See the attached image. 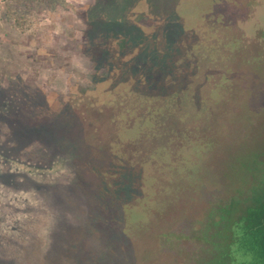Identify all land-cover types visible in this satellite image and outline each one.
Listing matches in <instances>:
<instances>
[{
  "label": "rangeland",
  "instance_id": "1",
  "mask_svg": "<svg viewBox=\"0 0 264 264\" xmlns=\"http://www.w3.org/2000/svg\"><path fill=\"white\" fill-rule=\"evenodd\" d=\"M33 18L38 24L22 31L0 0V264H132L133 237L160 205L186 207L180 195L196 194L200 216L193 190L203 179L210 216L197 230L187 223L177 229L190 235L184 244L191 264H264L251 238L242 241H250L242 254L227 240L220 245L236 236L239 208L264 194V0H66ZM208 20L240 33L227 34L235 39L228 40L229 69L215 71L230 77V87L225 77L216 94L227 84L232 98L216 97L214 125L241 121V136L232 133L240 142L231 152H220V144L214 155L204 153L209 166L196 160L187 186L188 170L163 166L174 153L156 151L140 123L157 95L178 93L174 80L185 74L172 66L173 54L189 47ZM129 91L151 101L135 106ZM112 102L128 105L119 111ZM235 104L243 108L239 115ZM107 109L112 118L101 125L110 124V134L73 137L70 116L92 124ZM249 129L252 135L242 137ZM185 148L176 156L195 155ZM261 214H249L252 227ZM120 225L126 236H118Z\"/></svg>",
  "mask_w": 264,
  "mask_h": 264
},
{
  "label": "trees",
  "instance_id": "2",
  "mask_svg": "<svg viewBox=\"0 0 264 264\" xmlns=\"http://www.w3.org/2000/svg\"><path fill=\"white\" fill-rule=\"evenodd\" d=\"M65 3L66 0H6L9 15L16 20L17 25L22 31H26L38 24L37 20L33 18L36 12L49 13L51 10L62 6ZM204 25L205 28L200 31V33L198 31V34H195L194 38L192 37L193 42L189 47H187V45H180L176 48L173 54L172 66H176L178 70L177 72L185 74V76L177 77V81L174 80L175 86H178V93L176 92V94H173L170 98H167L164 95H157L158 97L155 101L158 105L154 104L153 109H151V107H146L145 112L141 111L146 118H144L145 120H143V124L148 118L152 119V121L148 119L150 122L145 123L144 126L140 123V126H142L141 128L145 127V130H147H143L144 134L147 135V138L151 137L148 139L149 143L153 145V148L155 147V150H163L164 153L168 155L169 153H174L170 157L172 163L169 165L168 163H165L163 166L171 167L169 171L177 170L174 172L176 173L179 172V170L176 169L177 165L179 164L182 167L184 165L185 167L183 171L188 170L184 174L187 186L189 185L187 180L191 176L190 170L196 160H200V163H203L202 168L207 165L209 166L205 160H208L210 156L203 155L204 153L209 152V155H212V153L214 155V148L220 147V144L222 145L220 149L218 148L220 152H225L227 150L228 152H231L235 150L237 143L240 142V140L237 142L232 133L239 135L241 121L235 126L227 120L214 125V118L216 115L214 105L216 97L220 96L222 99L224 98L225 101L228 97L229 99L232 98V94L230 92L228 93L226 89L227 84L230 87V84L228 83L230 77L227 75L216 77L217 74L215 71L219 70V73H223L225 68H227L226 65L232 64L229 54L230 48L232 50V46L229 41L235 39H230V36L227 37V34L235 35V30L238 33L239 30L236 29L234 24L233 26H230V24L226 22L225 24L219 25L215 20L213 23L208 20ZM210 31H213L214 34L218 35L219 39L217 40L214 37L213 40L210 36ZM239 35L240 33L237 36ZM262 53H264V51H262ZM225 77L227 84H225L224 89L219 92V94H216V89L218 85H220L219 83L224 80ZM172 81L173 78H171L169 86L174 88ZM196 84L199 88H197ZM208 85H211L212 87L208 88ZM129 92L132 95L131 101L133 102V100H135V106H142L143 101H151L149 100V97L146 95H139V92L137 93V91ZM135 92L137 94H135ZM126 96H128L127 93ZM112 104L113 106H116L115 108L118 107L119 111L126 108L128 105L127 102H112ZM145 105L150 104L147 103ZM242 109V106H239V104H235L233 107L234 111H238L237 115L241 114ZM164 113L165 116L167 114L166 120L169 119L165 123L161 121L162 117H165L163 115ZM108 115H111L112 118L113 114L110 110L107 109V113L105 114L101 111V113L95 118L96 121L92 124L90 123L92 121L87 120L88 118L86 117L74 118L72 120L71 117L73 115H69L70 117L68 118V121H70V127L73 126L74 130L78 131V135L75 134L73 137L86 142V137L89 135L98 136L106 134V131L110 134V124L106 123V125H104L105 130L103 125H101L102 118H107ZM92 127H94L93 130H91ZM129 127L130 126L125 124L122 128L130 129ZM232 127L233 129H230ZM224 129L226 130L224 131ZM66 131L69 133L68 129H66ZM66 131L64 130L65 133ZM70 131H72V128ZM221 134L226 137L223 144L220 138ZM241 140L244 142L245 139ZM140 144H143L141 139ZM186 145L190 146L191 150L196 151L195 155L190 153L189 156L187 152L185 156H183V154L176 156L177 152L186 149ZM159 156L160 158L163 157V155ZM166 157L167 156H165V158ZM187 160H191L192 162L189 164L190 161L187 162ZM215 160L217 159H214L212 162L211 166L213 168H211V171L214 170ZM98 161L102 163L103 160L99 159ZM217 161L219 162V160ZM169 174L171 175L172 172ZM205 180L206 179H203L201 182L197 183V189L193 190V193L199 192L200 194V216H198L199 214L194 208L196 198H198L196 197V194L195 196H190L188 193L180 195L181 199H186V207L181 204L174 208L173 206L166 208L160 205V208L154 212L155 214H153L145 223L142 233L139 234L138 237H136V235L133 237L134 240L132 244L135 243L137 245V253L133 258L134 260H132L134 261L132 264H191V261L188 258L192 252L189 253V251H187V246L184 244L185 241L190 239V235L186 234L185 236H181L180 233L177 232V229L181 227V224L187 223L191 224V226L197 230L201 227L205 218L210 216V209L204 206H208V202L206 203L204 201L206 197L203 198L204 195L207 196L210 194L208 193L209 189H206V191L202 193V188H200L204 186L202 183ZM248 214H252V211L244 212L243 216H240L236 221V236L234 235V237H232L229 235L227 238L222 237V239H220V245L223 243V245H225V240H227V244L235 250L236 254H242V251L249 246L248 244L251 239V242H254V237L251 236L252 233H250L251 231L249 230L250 228L246 226ZM186 217L189 219H185ZM117 229L120 230L118 236L121 234L126 236V233H128L127 228L122 229L121 225L119 228L116 227V230ZM199 233L200 231H198L197 234ZM213 234L210 235V239L214 236ZM244 238L251 239L250 241L243 243L242 241ZM254 245L258 247L256 243ZM194 253L195 252H193V254ZM154 258H156L157 261Z\"/></svg>",
  "mask_w": 264,
  "mask_h": 264
},
{
  "label": "flooded vegetation",
  "instance_id": "3",
  "mask_svg": "<svg viewBox=\"0 0 264 264\" xmlns=\"http://www.w3.org/2000/svg\"><path fill=\"white\" fill-rule=\"evenodd\" d=\"M249 108V106L247 107ZM262 111H264V109H261ZM252 113V110L250 109V112L248 114V116H250ZM261 115V120L262 118V114ZM264 115V114H263ZM250 130V129H249ZM248 132H246L245 130L243 131L244 135L247 138H249L252 135V131L250 130ZM240 133H241V129H240ZM251 134V135H250ZM241 136V135H239ZM260 185L262 187H264V179H260ZM259 183V182H258ZM261 187V189H262ZM264 191V189H263ZM264 193V192H263ZM262 195V194H261ZM259 195L258 197L254 198V202L252 204H248L246 207L243 206L241 208H239V212H248V211H252L253 213H257L258 210L262 211V214L260 215L259 219H255L254 220V224L256 226L252 227L250 225V215H247V222H246V226H248L250 229V233H252L251 236L254 237V244L256 243L258 245V247H255L256 252L258 253V255L261 257L262 256V261L264 260V194L261 196ZM260 200V202H259ZM259 202V203H258ZM258 205H260L261 207H258ZM245 215V214H244ZM243 216V215H241ZM240 218V216H235L234 218V225L236 223V221Z\"/></svg>",
  "mask_w": 264,
  "mask_h": 264
}]
</instances>
